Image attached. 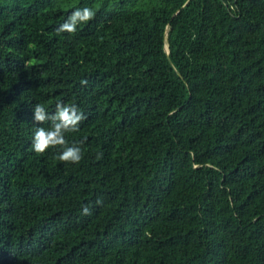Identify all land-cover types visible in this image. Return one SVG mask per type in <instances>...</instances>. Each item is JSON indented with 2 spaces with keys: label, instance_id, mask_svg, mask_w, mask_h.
Returning a JSON list of instances; mask_svg holds the SVG:
<instances>
[{
  "label": "trees",
  "instance_id": "1",
  "mask_svg": "<svg viewBox=\"0 0 264 264\" xmlns=\"http://www.w3.org/2000/svg\"><path fill=\"white\" fill-rule=\"evenodd\" d=\"M0 264H264V0H0Z\"/></svg>",
  "mask_w": 264,
  "mask_h": 264
},
{
  "label": "clouds",
  "instance_id": "2",
  "mask_svg": "<svg viewBox=\"0 0 264 264\" xmlns=\"http://www.w3.org/2000/svg\"><path fill=\"white\" fill-rule=\"evenodd\" d=\"M95 16V11L92 8L84 7L77 8L68 19L60 25L56 30L57 35L61 33L73 34L77 30L79 24H84L92 20ZM82 85H86L87 81L82 80ZM34 122L44 124L50 121V127H38L32 139V149L37 154H44L50 148L61 147L62 151L56 157L59 161L79 164L83 158L82 149L80 146L73 144L68 145L65 138L66 133H74L79 131L80 123L87 119L83 112L75 104H64L58 102L55 107V112L49 114L42 104L33 106ZM83 143V142H81ZM99 204L100 201H97ZM83 215H90V210L87 206L83 207Z\"/></svg>",
  "mask_w": 264,
  "mask_h": 264
},
{
  "label": "water",
  "instance_id": "3",
  "mask_svg": "<svg viewBox=\"0 0 264 264\" xmlns=\"http://www.w3.org/2000/svg\"><path fill=\"white\" fill-rule=\"evenodd\" d=\"M165 36H166V35H165ZM165 53H166V55L169 54L168 46L165 47Z\"/></svg>",
  "mask_w": 264,
  "mask_h": 264
},
{
  "label": "bare ground",
  "instance_id": "4",
  "mask_svg": "<svg viewBox=\"0 0 264 264\" xmlns=\"http://www.w3.org/2000/svg\"><path fill=\"white\" fill-rule=\"evenodd\" d=\"M166 46H168V45H166Z\"/></svg>",
  "mask_w": 264,
  "mask_h": 264
}]
</instances>
